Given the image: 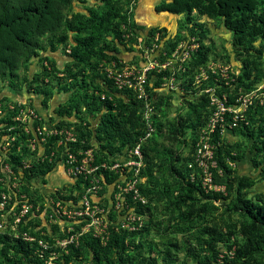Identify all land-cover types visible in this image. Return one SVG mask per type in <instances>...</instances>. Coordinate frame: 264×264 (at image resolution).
Returning a JSON list of instances; mask_svg holds the SVG:
<instances>
[{
	"label": "rangeland",
	"instance_id": "obj_1",
	"mask_svg": "<svg viewBox=\"0 0 264 264\" xmlns=\"http://www.w3.org/2000/svg\"><path fill=\"white\" fill-rule=\"evenodd\" d=\"M162 1L137 0L135 10L128 15L126 0H72L65 10L68 18L76 14L88 16L89 9L104 14L97 49L110 53L114 46L117 52L111 54L117 61H99L91 57L78 66L72 65L67 53L75 34L62 29L58 34L41 38L46 50L39 52L40 57L48 54L50 42L57 48L56 53H51L53 56L50 57L56 65L54 69L48 66V62L44 63L48 73L42 74L40 66L43 61L32 59L27 72L19 68L13 77L0 79V264H30L13 249L19 239L36 241L37 248H34L33 255L43 260L44 264H62L65 257H69L68 264L78 263V259L83 258H76L70 245L76 243L82 234L99 237L102 245L115 233L117 236L123 234L127 248L134 250L138 259H144L142 264H205L201 259L205 252L198 239L203 227H213L224 232L228 228L233 230L228 244H218V260L211 264H222L223 255L231 257L233 249L228 250L227 245L235 239L242 242L238 235L240 218L231 212V206L227 204L234 185L229 186L224 173L216 166L213 158L215 153H212L209 160H206L207 156L201 157L210 174V181L206 180V186L202 188L204 175L198 170L195 158L198 146L202 151L199 155L202 156L205 151L203 145L215 152L216 145L221 141L232 147L239 143L241 150L248 149L243 136L231 133L230 128L224 129L219 135V130H212V123L220 103L229 102L230 98L235 103L230 106L234 114L240 113L245 101L255 95L260 94L261 102L264 103V57L256 58L251 53H243L233 45V34L230 31L218 21L200 16L195 11L190 14L189 20L185 14L156 12L154 7ZM106 11H110V14H105ZM133 24L143 30L148 27L162 28L164 31L160 34L163 35L161 37L157 32L149 37L141 32L137 34ZM64 33L67 35L66 43L57 45V37ZM173 42H177L175 52L167 54L166 50ZM201 45L207 49V58L204 63L193 65L192 60ZM252 60L259 67L261 80L252 91L246 92L247 82L240 85L238 78L244 64ZM67 66H71L70 72L66 71ZM79 69L82 70L81 74L73 78L71 73ZM161 70L169 72L168 81L173 79L168 83L163 78V82L166 81L170 87L167 95L171 99L167 106V116L158 115L162 128L157 137L156 151L151 149L148 138L142 140L143 148L153 158L149 166L143 155V163L137 173L128 164L127 147L105 158L106 152L102 146L93 143L91 139L87 142L79 140L75 125L88 121L93 130L97 125L84 103L92 95H98L94 87L101 84L99 76L121 74L124 80L135 86L143 78L144 87L146 84L149 87L156 79L152 73ZM113 85L118 90L127 88ZM183 85L188 86L189 95L184 94ZM165 89L167 86L162 85L157 93L163 94L167 91ZM206 89L210 90L212 101L208 100L205 108L198 107V112L191 113L186 100L196 103L198 96L206 95ZM45 91L52 92L47 106L42 104ZM131 91L135 97L134 90ZM71 92L80 98V106H85L81 108V113H74L70 117L54 115L53 110L59 104H65ZM147 96L150 98V95ZM157 112L154 109L153 115ZM197 113H200L199 120ZM9 118L18 124L8 127ZM124 119L125 116L119 124L121 129L132 133L137 124L126 123ZM196 121L198 125L194 128L192 123ZM172 125H175V130H172ZM55 136L57 138L52 139ZM193 138H196L194 144ZM168 151H171L172 159H177L172 174L163 168L162 161ZM17 155L21 157L19 165L14 158ZM97 159L108 162L102 161L98 165ZM38 163L42 169L45 163L51 164V171L45 175H41L38 170L24 172ZM114 163L120 165L117 172L109 170ZM225 164L237 176L247 173L255 175L250 158L236 163L225 160ZM16 167L17 172L14 171ZM99 168L117 174L116 185H105ZM76 169L81 173L76 172ZM84 175H89L87 181L83 179ZM79 176L83 179L80 189L75 186ZM185 182L195 183L205 194L215 193L217 196L213 199L193 194L191 199H183L185 197L178 195L177 191L171 196L167 195L163 188L167 184L175 188L177 183ZM89 184L94 185V191H87ZM119 186L135 189L136 192L132 194L135 198L130 194L128 201V193L119 189ZM243 192L250 203H256L255 196L258 193L264 194V179L258 180ZM83 195L88 200L87 211L81 206ZM73 198H76L75 202ZM204 203L208 205L206 212L187 216L188 211H196ZM24 208L27 212L22 214ZM107 253L116 259L118 248L114 246ZM78 264L92 263L82 260ZM252 264H264V251Z\"/></svg>",
	"mask_w": 264,
	"mask_h": 264
},
{
	"label": "trees",
	"instance_id": "obj_2",
	"mask_svg": "<svg viewBox=\"0 0 264 264\" xmlns=\"http://www.w3.org/2000/svg\"><path fill=\"white\" fill-rule=\"evenodd\" d=\"M71 1L0 0V79L5 76L13 77L19 68L27 72L31 66L30 60L32 59H41L43 61L40 66L42 74L48 73L44 63L47 64L48 62V66L50 65L54 69L53 66L56 65L50 57L53 56L51 53H56L57 48L50 42L48 54L40 57L39 52L46 50L42 46L41 38L58 34L62 29L75 34L73 43L68 45L67 53L68 58L72 60V65L78 66L81 62L89 61L91 57L99 61H117L116 57L111 54L112 52H117L114 46L110 53H106L103 49H97L100 42V31L105 19L104 14L96 13L89 9L90 15L88 16L76 14L68 18L65 10L70 6ZM154 10L173 15L185 14L188 20L190 19V14L195 11L200 16L218 21L226 30L230 31L233 34V45L243 53H251L256 58L264 57V0H164L155 6ZM105 14H110V11H106ZM132 27L137 34L141 32L147 37L154 36L155 32L159 35L164 31V29H157L156 27H148L143 30L135 26V24ZM160 35L162 37L163 34ZM66 41V33L61 34L56 39L57 45L66 43ZM256 43L257 45H255ZM176 44L177 42L170 43L166 53L170 54L173 52ZM202 46H200V50H198L192 60L193 65L204 63L207 58V49ZM71 66H67L66 71L70 72ZM258 68L254 60L244 64L243 72L238 78V82L240 85L243 82H247L246 92L252 91L253 87L260 82L261 75ZM81 72L82 70L79 69L76 73H71V76L74 78ZM252 72H254L253 75ZM152 75H156V79L149 87L146 84L145 90L150 95V100L151 97L155 98L152 99L154 101L153 105L158 112L152 117V124L155 130L147 140L152 145L151 149L156 151L155 148L158 145L157 137L162 128V124L158 121V115L167 116V106H169L171 99V96L167 95L168 87L163 94H158L157 91L162 89L163 78H169L170 75L166 70H161L159 73L153 72ZM99 77L101 84L94 87L98 90V95H92L90 100L84 103L87 104L86 110L91 119L97 121L96 128L93 130V126L86 121L75 125V129L79 133V140L83 139L87 142L91 139L93 143L98 144L100 147L102 146L106 152L104 157L107 158V156L120 152L122 147H127L128 149L135 144L144 135L145 128L141 120L140 101L134 97L131 89L118 90L106 74ZM32 79H36V77H32ZM183 88L184 94L187 95L188 86L183 85ZM43 94L42 104L47 106V102L52 98V92L45 91ZM197 100L196 103L186 100L191 113L198 112V107L205 108L208 102L207 95L204 94L198 96ZM231 100L230 98L226 104H233L234 100ZM260 100V94L249 99L237 126L229 129L231 133H238L243 136L247 142L248 149L245 151L241 150L239 143L232 147V145H227L224 141H221L216 145L214 152L217 168L224 173L225 180H228L229 186L232 187L234 185L227 204L231 206V212L236 213L240 218L238 235L242 239L241 243L235 239L232 244L227 245L228 250L233 249L232 255L231 257L223 255L221 258L222 264H252L254 259L264 251V194L258 193L255 196L256 203H250L243 192L244 189L252 187L258 180L264 179V103ZM80 102V98L74 92H71L66 103L59 104L53 110V113L58 117H70L74 113L79 114L81 113V108L85 107L84 105L80 106ZM123 116H125L124 122L137 124V128L132 133L121 129L119 124ZM196 117L199 120L200 113H197ZM224 118L226 121H230L228 113L224 115ZM16 124H18L17 121H13L10 118L7 119L8 127ZM197 125L198 121L192 123L194 128ZM172 127V130H175V125H172ZM217 137L220 138L219 136ZM55 138L57 136L52 139ZM195 140L196 138L192 139V144H194ZM114 143H117V145L115 146ZM142 152L149 166L153 158L149 156L146 148H143ZM14 158L19 165L21 157L17 155ZM248 158H250V165L255 171V175L247 173L237 176L225 164V160L236 163ZM176 160V158L172 159L171 151H168L162 161L163 168L170 174L174 173V161ZM102 161L108 162L105 159H97L96 164L98 163L99 165L101 164L99 162ZM45 164L44 169L38 163L33 164L30 169L24 172L38 170L41 175H45L52 169L51 164ZM99 170H101L105 185H116L118 181L117 174L103 168H99ZM14 171L17 172V167L14 168ZM213 172L214 176L216 169ZM87 178L89 179V175ZM81 182H83L82 177H77L75 186L78 189H80ZM163 188L167 195L171 196L177 191L178 195L185 197L183 199H191L193 194L213 199L217 196L215 193L205 194L199 185L195 183H177L175 188L167 184ZM140 189L142 190V187ZM126 197L130 201V193ZM72 200L75 202L76 198ZM207 206V203H204L200 209L188 211L187 216L196 212H206ZM232 235L233 230L230 228L224 232L213 227H203L198 234L199 244L205 252V255L201 257L202 261L205 264L216 263L219 255L218 244H228ZM114 246L118 248L116 259H112L107 253ZM70 247L76 258H83L78 259V263L82 260H89L92 264H142L144 262L143 258L138 259L135 256L134 250L127 248L123 234L117 236L115 233L105 245L101 244L99 237L82 234L78 237L76 243L73 242ZM34 248H37L36 241L28 242L20 239L13 246L15 252L22 254L21 256L27 259L28 263L44 264L43 260L33 255ZM32 258L35 259L33 260ZM68 261L69 257H65L62 264H68Z\"/></svg>",
	"mask_w": 264,
	"mask_h": 264
},
{
	"label": "built area",
	"instance_id": "obj_3",
	"mask_svg": "<svg viewBox=\"0 0 264 264\" xmlns=\"http://www.w3.org/2000/svg\"><path fill=\"white\" fill-rule=\"evenodd\" d=\"M127 1V14L129 15L130 13H132L136 6H137V0H126ZM175 52V50L173 51ZM123 75L121 74H117V73H114V74H111V75H108L107 74V77L109 79H111L113 81V83L117 86H123V87H127L129 89H132L134 90L135 94H136V99L138 101H140L141 103V120L144 124V127H145V133L144 135L142 136V138H140L135 144L131 145L129 148H128V156H129V162L128 164L131 165V167L134 169L133 171H136L138 173V170L139 168H141L142 166V163H143V153H142V149H143V146H142V140L143 139H147L151 136V134L154 132L155 130V127L153 126L152 124V117H153V110H154V105L152 102H154L153 100L151 101L150 98H148L147 96V93H146V90H145V87H144V84H145V80L143 78H140L137 82H136V86L135 85H132V83L124 80V78L122 77ZM167 81H168V78H165ZM173 81V79L171 78L170 81H168V83H171ZM163 85V87L167 86V83L166 81L163 82L161 84V86ZM136 88V90H135ZM170 89V87H169ZM205 94L208 95V100L210 102V100L212 101V97L210 98V90H204ZM238 98V97H237ZM236 98V99H237ZM252 98V97H251ZM250 98V99H251ZM249 100V99H248ZM247 100V101H248ZM244 103V107L242 109V111L238 114H234L231 110H230V106H234L235 103L233 104H226L224 102L223 103H220V106H219V110L215 113L216 117L215 119L213 120V123H212V130H219V135L220 133L222 134L224 129L226 130V128H232V127H235L238 123V120L240 118H242V112L244 111L245 109V106H246V102ZM261 101V100H260ZM229 114L230 115V121H226L225 118H224V115L225 114ZM216 123V125H215ZM203 148L205 149V151H203V154L202 156H200L199 154L202 153L201 151V148L198 146V152H197V156L195 158V164L197 165V168L200 172L203 173L204 175V178L203 180H205L204 182H202V188H205L206 186V180H208V182L210 181V174L207 173V170L203 164V159H201V157H205L207 156L208 159L206 160H209L210 159V155L212 153H214V151H211L210 150V147H207L206 145H203ZM215 148V147H214ZM212 157V155H211ZM214 158V156H213ZM215 163V162H214ZM213 166V165H212ZM120 167V165L118 163H114L112 164V166H110V169L109 170H112V171H115L117 172V169ZM190 167V165H189ZM202 167L204 169H202ZM76 172H78L79 174L81 173V171H78V169H76ZM200 172H196L197 175L200 174ZM136 173V174H137ZM194 174V173H192ZM77 175V174H75ZM194 176V175H193ZM84 180L87 179V175H84L83 177ZM193 179V177H192ZM92 180V178H91ZM123 186V185H122ZM133 186V185H132ZM120 187V186H119ZM94 185H88L87 187V191H94ZM123 189L126 193H130L131 194V197L134 199L135 196H133V192L135 193L136 190L133 189L132 187H129V189L125 188V187H120L119 189ZM81 200H82V204L81 205L86 211L89 209V205H88V200H87V197L86 195H83L81 197ZM22 214L26 213L27 212V209L24 208L21 210Z\"/></svg>",
	"mask_w": 264,
	"mask_h": 264
}]
</instances>
